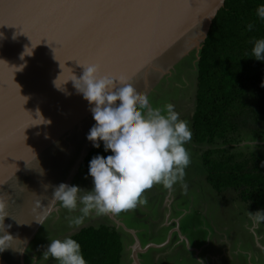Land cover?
<instances>
[{
	"label": "water",
	"instance_id": "95a60500",
	"mask_svg": "<svg viewBox=\"0 0 264 264\" xmlns=\"http://www.w3.org/2000/svg\"><path fill=\"white\" fill-rule=\"evenodd\" d=\"M51 1L59 2H0V236L21 229L62 165L90 142L92 105L74 87L83 66L137 88L210 14L204 42L226 0H206L199 25L188 23L201 0H71L52 25Z\"/></svg>",
	"mask_w": 264,
	"mask_h": 264
},
{
	"label": "rangeland",
	"instance_id": "374dc122",
	"mask_svg": "<svg viewBox=\"0 0 264 264\" xmlns=\"http://www.w3.org/2000/svg\"><path fill=\"white\" fill-rule=\"evenodd\" d=\"M200 22L202 20L194 25H199ZM206 23L207 21H203L200 25L202 27L194 30L181 41L175 50L152 72L148 81L141 83L136 88L138 92L148 96L153 108H159L162 112H166L167 105L172 104L174 111L179 113V119L189 122L188 126L191 132V117L195 109L197 84L195 56H197L199 46L203 43L202 39L208 24ZM80 117L81 115H78V119ZM254 130H242L229 137L226 145L219 143L217 146H197L193 142L192 134L191 141L185 144L190 153L191 163L185 169L184 180L177 182L171 190L157 184L145 191L150 196H164V198L170 191L173 195L172 202L175 199L174 196L179 194L182 197L181 201L174 202L175 211L176 209L177 211L171 213V217L161 227L163 231L159 233L160 236L153 239L157 245L165 243L162 248L169 254L172 264H264V239L260 238V241L254 242L253 235L257 236V233L251 232V229L254 230L255 227L259 226V234L264 235V226L262 223L259 225V222L249 218L250 208L244 206L240 201L238 206H235L238 207V210L231 211V214L238 216L237 223L233 221L228 224V220L225 223L221 214L223 205L219 200L220 196L207 182L206 169L202 160L203 151L216 147L225 148L234 155L264 154V134L260 130ZM79 134L82 135L83 133ZM92 147L94 145L90 141L65 167L62 165L63 169L54 179L53 184L46 193L41 195L26 215L27 217L21 224V229H16L13 232L16 239L9 238L4 245L9 247L7 253H5L6 250L2 251L5 255L4 263L57 264L53 258L44 256L51 240L69 238L86 226H97L98 223L102 224L103 222L105 225L110 223L117 225L120 222L126 227H133L138 230L146 226V223H142V220L138 219L135 208L119 214H97L95 210H92L82 225L77 226L70 223L73 218L82 215L80 208L83 205L78 204L76 210L69 211L62 207L60 201L53 196L54 191L62 183L77 186L85 191H91L94 188L92 177L82 167L84 158ZM195 147H197V151ZM182 183L187 185L186 189L181 186ZM83 194L80 193V195ZM187 199L190 203H183ZM141 206L148 211L150 216V209L153 208H150L151 203ZM155 207L157 211L165 208L159 205H155ZM214 207L215 214L212 213ZM139 213H144V210H140ZM11 215L13 216V213ZM190 224L196 225L197 228L202 227L203 233L206 232L208 238L211 239V245L206 250L207 256L201 253L204 241L198 238L193 239L192 232L188 231L187 226ZM245 236L253 239V242L247 240ZM136 237L142 246H146L148 240L141 231H137V234L133 236V244L137 243ZM217 237L223 239V242L218 245L214 243ZM178 240L184 242V251L176 247L175 243ZM190 248H192L191 251ZM127 251L128 254L122 257L121 264H167L169 261L166 254L159 250L151 249L147 254L138 252L136 257L132 246H129ZM157 251V254L160 252L158 257L154 254ZM155 259H158L157 262L154 261Z\"/></svg>",
	"mask_w": 264,
	"mask_h": 264
},
{
	"label": "clouds",
	"instance_id": "9594fccd",
	"mask_svg": "<svg viewBox=\"0 0 264 264\" xmlns=\"http://www.w3.org/2000/svg\"><path fill=\"white\" fill-rule=\"evenodd\" d=\"M256 14L264 20V4L257 7ZM254 27L249 23L247 30L253 31ZM252 55L264 61V38L255 41ZM83 69L82 77L74 76L80 84L73 82L92 105L96 123L87 139L96 148L102 141L104 150L111 151L112 155H97L90 161L89 175L94 184L91 191L63 183L54 191L53 196L69 211L76 210L78 204L83 205L82 215L70 221L77 226L84 223L92 210L97 214H119L136 208L138 203H146L143 194L154 185L161 184L171 190L177 182H182L185 169L191 163L185 144L192 139L189 122L179 119L172 104L162 112L153 108L148 96L132 84L100 76L98 65L83 66ZM115 80L119 81L118 88ZM181 186L187 188L184 183ZM4 209L5 202L0 198V214ZM6 216L3 215V221ZM248 216L255 222L264 221V211L248 212ZM9 238L13 239L6 231L0 236V252L9 249L4 246ZM44 256L53 258L57 264H87L81 245L72 238L51 240Z\"/></svg>",
	"mask_w": 264,
	"mask_h": 264
},
{
	"label": "trees",
	"instance_id": "16d2710c",
	"mask_svg": "<svg viewBox=\"0 0 264 264\" xmlns=\"http://www.w3.org/2000/svg\"><path fill=\"white\" fill-rule=\"evenodd\" d=\"M262 4L264 0H226L195 56L191 126L197 146L226 145L229 137L245 129L264 134V61L252 55L255 41L264 38V20L256 14ZM249 23L255 25L253 31L247 30ZM99 143L84 158L88 175L92 158L112 155ZM202 160L207 182L216 192L241 191L252 210L264 211V154L234 155L216 147L203 151ZM69 238L81 245L87 264H121L124 245L115 228L87 226Z\"/></svg>",
	"mask_w": 264,
	"mask_h": 264
},
{
	"label": "crops",
	"instance_id": "0c3cea01",
	"mask_svg": "<svg viewBox=\"0 0 264 264\" xmlns=\"http://www.w3.org/2000/svg\"><path fill=\"white\" fill-rule=\"evenodd\" d=\"M195 150L196 151L198 150L197 147H195ZM217 193L219 194V196H220L219 200H220L221 204L223 205L221 207L222 208L221 214H222V217H223V220L225 221V223L227 222V220H228V224L230 222H233V221L235 223H237L238 216H236L235 214H231V211H233L234 209L238 210V207H235V206H238L239 201L244 206L249 207L252 213L257 212V211H253L251 209L250 202L243 201V199L241 198V193H242L241 191H237L235 189L229 188V189L223 190L222 192H217ZM172 198H173V195L170 191L167 193L166 198H164V196L154 197V196H150L147 192L144 193L143 199H146L147 202L146 203H138L136 208H135L136 213L138 214V219H141L142 223H146L145 224L146 226L142 229L138 230V229H135L133 227H126L125 225L121 224L120 222H118L117 225H112L111 223L109 225L108 224L106 225V226L115 228L120 233V235L122 237L123 245H124L122 257L123 256L125 257V255L128 254L127 250L129 248V246H132L135 257L137 256L138 252L143 253V254H147L151 251V249L159 250L160 252L163 251L166 254V256L169 260L167 264H172V261H171V258L169 257V254L166 253L164 248H162L163 245H165V243L157 245L153 241V239L157 238L156 236H160L159 233H162L163 230L161 227L164 224H166L168 218L171 217L170 214L175 213L177 211V209L175 211L174 202L177 203V202L182 200V197L179 194L174 196L175 199L173 200V202H172ZM188 202H189V200L187 199L183 203H188ZM150 203L152 205V206H150V208L151 207H153V208L150 209V216H149L148 211H146V209L143 208L141 205H146V204L149 205ZM160 203H161V205H160ZM155 205L156 206L159 205L160 207L164 206L165 208L157 211V208L155 207ZM171 207H172V210H171ZM140 210H144V213H139ZM212 213L213 214L216 213L215 207H214V211L212 210ZM260 223H262V225L264 226V221H260L259 225H260ZM101 225H105L104 222L102 224L98 223L96 227L101 226ZM257 225H258V223H257ZM90 226H95V225H90ZM122 226L124 228H121ZM187 229H188V231L192 232L193 239L198 238V239L204 241V245L202 247L203 249H202L201 253H203L207 256L208 253L206 250L211 245V239L208 238V234H206V232L203 233L202 227L197 228L196 225H192V224L188 225ZM226 229L228 230L227 227H226ZM150 230H151V233H150ZM137 231H141L143 236L148 240V241L146 240L147 241L146 246L141 245L138 237H136L137 243L133 244V236L135 234H137ZM251 232L257 233V236L253 235L254 236V242L260 241V238L264 239V235L259 234V232H260L259 226L255 227L254 230L251 229ZM76 233H74V234H76ZM245 234H247V232H245ZM245 237L247 240H251L250 237H248V236H245ZM222 242H223V239H220L219 237H217L216 240H214V243H216L217 245L219 243H222ZM251 242H253V239L251 240ZM175 245L177 248H179V250L184 251V248H185L184 242L178 240V241H176ZM191 249L192 248H190V251H191ZM160 252H159V254H157L158 253V251H157V252H154V254H156V256L158 257V256H160ZM157 260L158 259H155L154 261L157 262ZM213 260H214V258H213ZM182 262H184V260H182Z\"/></svg>",
	"mask_w": 264,
	"mask_h": 264
},
{
	"label": "bare ground",
	"instance_id": "6f19581e",
	"mask_svg": "<svg viewBox=\"0 0 264 264\" xmlns=\"http://www.w3.org/2000/svg\"><path fill=\"white\" fill-rule=\"evenodd\" d=\"M10 0H0V2H3V4L5 5V3L6 2H9ZM71 0H59V2L58 3H55L54 5H53V1H51L50 3H49V7H51L50 8V10H49V17H48V20L49 19H51V25H52V22H53V19L56 17V15L58 14V12H66L68 9H69V6L68 7H66V8H64V6L67 4V3H69ZM205 1L206 0H201V2L202 3H199V4H202V6L201 5H199V4H197L198 6H196L195 8L197 9L196 10V12L194 13V14H192L191 13V16L193 17V21H190L189 23H188V25L190 24V23H192V22H199L200 20H202L205 16H206V14H207V12L205 11V8H204V4H205ZM189 10H192V9H189ZM210 18V14H207V23H208V20H210L209 19ZM188 19V16L187 15H185L183 18H182V20L181 21H184V20H187ZM49 25H50V23H49ZM187 25V26H188ZM208 25V24H207ZM206 31V30H205ZM205 34V33H204ZM201 36H203V35H201ZM10 71L8 70V71H6V74H5V76H4V78H3V83H4V85L5 86H8L11 82H12V77L10 76ZM10 235L13 237V240L14 239H16V235L11 231V233H10ZM11 239V238H10ZM8 240V239H7ZM7 240L5 241V244H6V242H7ZM9 248V247H8ZM11 249V248H10ZM7 249H6V251H5V253H7ZM20 256V255H19ZM4 257H5V255H4V253L3 252H0V264H6V263H4ZM18 258V257H17ZM22 260V259H21ZM13 261V260H12ZM19 261H20V259H19Z\"/></svg>",
	"mask_w": 264,
	"mask_h": 264
}]
</instances>
